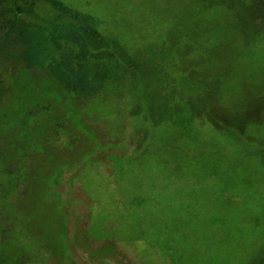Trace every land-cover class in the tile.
Wrapping results in <instances>:
<instances>
[{"label":"rangeland","instance_id":"374dc122","mask_svg":"<svg viewBox=\"0 0 264 264\" xmlns=\"http://www.w3.org/2000/svg\"><path fill=\"white\" fill-rule=\"evenodd\" d=\"M0 264H264V0H0Z\"/></svg>","mask_w":264,"mask_h":264}]
</instances>
